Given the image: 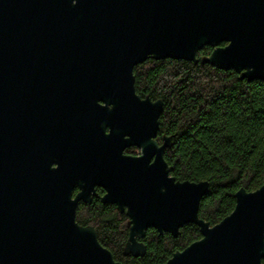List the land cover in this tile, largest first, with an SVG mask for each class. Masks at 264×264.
Wrapping results in <instances>:
<instances>
[{
    "label": "water",
    "instance_id": "1",
    "mask_svg": "<svg viewBox=\"0 0 264 264\" xmlns=\"http://www.w3.org/2000/svg\"><path fill=\"white\" fill-rule=\"evenodd\" d=\"M32 1L0 0V264H123L76 220L96 186L129 217L125 256H145L149 229L177 238L195 224L202 238L166 264H263L264 184L238 190L220 223L202 220L210 183L171 176L164 101L137 94L134 68L202 62L264 81V0H45L29 32Z\"/></svg>",
    "mask_w": 264,
    "mask_h": 264
},
{
    "label": "trees",
    "instance_id": "2",
    "mask_svg": "<svg viewBox=\"0 0 264 264\" xmlns=\"http://www.w3.org/2000/svg\"><path fill=\"white\" fill-rule=\"evenodd\" d=\"M211 52L205 47L197 57ZM134 76L138 95L164 101L158 138H173L165 152L171 176L208 181L199 217L212 226L220 223L233 212L238 190L255 191L264 184V81L240 80L233 70L170 59H149L134 68ZM77 221L93 225L100 243L123 264H166L202 238L195 224L184 226L177 238L149 229L142 240L146 254L135 258L123 252L129 218L114 205L94 200Z\"/></svg>",
    "mask_w": 264,
    "mask_h": 264
},
{
    "label": "flooded vegetation",
    "instance_id": "3",
    "mask_svg": "<svg viewBox=\"0 0 264 264\" xmlns=\"http://www.w3.org/2000/svg\"><path fill=\"white\" fill-rule=\"evenodd\" d=\"M27 4H28V7H30V8L23 11L24 18H25V20H24L25 21V27L28 29L29 32H33V30H34V28L36 26V23L38 21L43 20L45 18V16H46V12L47 11H50L52 9L51 2L50 1H45V0H42V1L40 0V1L28 2ZM43 75H44L43 73H40L39 74V76H43ZM41 81H45V76H43V78H41ZM107 132H109V129H107ZM158 141L161 144L162 143V138H161V141L158 138ZM140 153H141V150L139 148H137V147H130V148H127L124 151V155H126V156H138V155H140ZM57 166L58 165L56 163L53 164V167H57ZM81 192H82V189L80 188V186L79 185H76L74 187V189H73V192H72L73 199L76 198V196L78 194H80ZM106 194H107L106 189H104L101 186H96L95 189H94V191H92L90 193V195H89L90 196V199L87 202L84 201V200L79 201L78 206H77V209H76V220H77V216L80 213V211L83 208H85L87 205H92L93 202H94V200H100L103 204L114 205L116 207V209L118 210L119 213L127 215L126 212L122 213L119 210V208L117 207V205L112 204V203H104L103 202V197ZM81 226H84V225H81ZM86 226H93V225H86ZM128 228H129V226H128ZM97 235H98V233H97ZM128 235H129V233H128ZM142 240H141V242H142ZM135 258H138V257H135Z\"/></svg>",
    "mask_w": 264,
    "mask_h": 264
}]
</instances>
